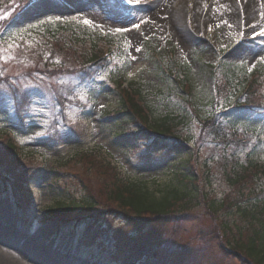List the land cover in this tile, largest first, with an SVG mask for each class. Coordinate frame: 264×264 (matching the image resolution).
Instances as JSON below:
<instances>
[{
	"label": "rangeland",
	"instance_id": "374dc122",
	"mask_svg": "<svg viewBox=\"0 0 264 264\" xmlns=\"http://www.w3.org/2000/svg\"><path fill=\"white\" fill-rule=\"evenodd\" d=\"M19 1L0 0V127L14 129L13 135L21 150L31 158L33 165L28 176L32 177L39 169L34 175L35 181H28L32 183L31 187L27 184L28 188L22 184L27 179L19 176L23 172L19 174L17 171V175H11L7 180L0 177V264H37L31 261V256L42 264H159L158 259L160 264H250L242 255L228 252L223 245L216 228L223 217L210 212L209 200L200 199L198 204L189 206L190 210H182L181 203H185L186 198H178L175 203L179 206L174 208L178 210L177 215L168 222L163 225L150 221L144 223L142 219H134L121 212L112 198H104L103 192H108L106 187L102 189L104 183L110 185L119 175L99 161H105L99 154L87 157L84 163H70L67 172L63 167L56 169L61 160L69 162L76 159L73 156L77 152L97 148L108 160L123 168L122 174L126 172L161 196L171 183L173 166L188 168L194 174L197 173L193 167H197L199 175L203 176L207 169L204 159L214 153L216 157V152L211 145L197 143L196 136L198 138L201 126L194 112L190 113L188 126L180 128L179 134L176 126L180 142L169 153H163L161 149L167 144L159 141L148 148L144 133L123 137L116 134L117 130L121 134H129L138 126L130 115L116 118V121L120 120L119 126L115 120L105 118V113H117L116 107H120L122 98L116 89L103 87L106 80L103 74L92 85L95 94H92L91 111L83 104L89 102L86 93L92 88L84 86L77 91L81 101L67 99L64 104L67 111L62 113V106L54 104L53 98L63 81L74 85L79 74L69 78L62 75L59 80L57 74L46 79L40 72L45 58L30 52L33 49L46 52V45H38L51 41L31 43L27 39L19 44L22 38L19 31L26 23L76 25L91 21L87 25L94 34H120L118 37L127 61L122 70L123 85L140 91L149 112L158 122L164 115L180 114L181 106L185 105L181 97H185L192 99L202 112L206 110L213 115L220 111L219 117L224 122L229 117L232 122L259 126L264 135V115H259L264 113V108L249 111L235 106L237 99H246L245 79L253 77L251 73L254 71L263 72L264 0H247L253 3L247 8L256 16L257 21L254 22L245 18L249 15L246 8H242L237 0H231L243 10H239V18L245 33H238L227 22L215 20L212 15L210 18L213 20L209 24L204 22L201 35L193 38L195 40L190 44L180 42L176 31L168 29L165 17L158 16L155 20V10L161 6L149 9L144 5L147 0H132L142 5L129 10L119 2L124 4L131 0H38L18 23L10 22ZM167 1L163 0L165 4ZM215 1L210 0L209 5L218 9L223 1L228 0H217L214 5ZM159 22L161 26L155 24ZM167 58L172 60L173 73L176 64L186 69L185 76L179 73L181 84L175 83L174 80L178 81L175 75L171 79L169 73H164L162 65ZM219 59L223 60L222 65L228 64L227 68L235 69L227 74L236 77L227 83L226 96L222 98H217L215 89L214 67ZM53 62L55 66H51L52 69L58 60ZM12 80L20 85L19 101L14 100L6 88ZM259 84L255 83L257 90ZM62 89L64 91V87ZM23 92L29 100H23ZM260 94L264 95V85ZM251 101L254 104L259 102L258 94ZM228 108H231V114ZM20 115L23 120L19 119ZM256 151L264 162V145ZM36 163L40 167L35 166ZM90 167L94 169L87 170ZM88 172L90 178L87 177ZM221 178L212 180L209 187V197L214 201L225 197L229 191L225 177L221 175ZM99 179L103 180L101 185L96 182ZM7 185L15 188L17 185L22 189L20 196ZM91 186L99 193V207L89 214L76 212L64 217L72 221L83 219L76 233H69L73 222L62 224L60 218L44 220V208L60 194L78 201L84 198V192L87 193ZM128 212L135 215L132 210ZM213 218L217 220L213 221ZM237 220L240 221V217ZM241 222L244 224L243 219ZM81 236L86 244L94 239L95 246L82 247ZM65 238L68 239L66 245L63 244ZM145 252L148 253L146 256Z\"/></svg>",
	"mask_w": 264,
	"mask_h": 264
},
{
	"label": "trees",
	"instance_id": "16d2710c",
	"mask_svg": "<svg viewBox=\"0 0 264 264\" xmlns=\"http://www.w3.org/2000/svg\"><path fill=\"white\" fill-rule=\"evenodd\" d=\"M30 1L20 0L17 11H20ZM55 28L60 29L55 30V35L50 37L51 42L43 44L46 45V52H40L38 49H33L30 52L31 54H37L43 59L45 58L43 69L40 72L43 75H47V77L57 74H59L58 76L74 77L79 74V76L83 75V77L86 76L88 78L93 68L97 67L104 58L101 45L108 44V42L100 36L86 35L85 29L83 30L80 25H64L63 27ZM53 31L50 30L48 33H53ZM88 38H90L89 41ZM55 59L58 60V63L52 69L51 66H55L53 62ZM257 75L262 82L264 80L262 72H257ZM226 80L229 81L227 78ZM257 81H259L258 78ZM11 82L6 88L9 93L13 94V98L19 101L20 90L18 88L20 86L16 81L12 80ZM119 85L120 82H118L117 88ZM119 93L122 101L116 114L120 116L114 117L115 115L112 116L113 114L105 113L107 114L105 118L115 120L123 115L130 114L131 118L134 116L135 119H138L143 124L144 130L146 129L147 139L151 141V137L162 138L160 143L167 144V147L165 146L166 148L163 147L161 150L169 152L179 140L180 128L188 126V122L191 120L186 103L181 106L180 114L164 115L160 119L161 121L158 122L155 118V122H153L140 109L133 96L121 89H119ZM256 95L257 92L255 90L246 93V99L237 100L235 106L246 110L247 108H252L251 98L254 99ZM224 96H226V89L221 86L219 87L218 97L222 98ZM54 99L58 100L63 106H65L64 102L67 101V97L63 93H57ZM182 99L186 101L184 98ZM186 102L188 103V101ZM208 119L210 120L199 129L200 134L198 138L196 136V141L197 143L213 146L216 157H214V153L210 158L204 159L203 163L207 166V169L203 176L199 175L197 167H193V170L197 173L194 174L188 168L183 169L182 167L173 166V170L171 169L173 178L161 196L153 193L142 182L127 178L124 180L122 176H116L110 185L106 182L104 183L102 189L106 187L108 192H103V196L106 199L112 198L124 214L134 219H142V221H145L144 223L150 221L154 222V224L160 223V225L177 215L178 210L174 209L179 206L175 203L176 199L186 198V202L181 203L182 210H190L189 206L198 204L197 201L200 202V199L206 202L209 200L208 209L210 212L215 216L220 215L223 217L220 218L219 228H216L228 252L241 254L250 264H264V162L256 151L260 147L247 150L248 142L246 138L242 139L236 133H230L226 129L227 126L224 120L218 114L209 116ZM118 121L115 120L119 126ZM226 123L236 125L238 122H232L227 117ZM176 126H178V134H176ZM8 133L10 132L7 129L0 128V168L16 170L19 171V174L23 172L26 175V169L33 165L31 164V158L19 154L21 151L11 140ZM118 134L121 136L119 132ZM168 142H171L172 145L168 144ZM91 151L77 152L74 156L76 159L74 160L72 157L73 160L70 159L69 162L60 159L61 165L56 166V169L57 167H63L66 169L65 172H67V167L70 166V163H84L88 159L87 157H92L93 154H99L105 158L98 150L93 149ZM99 161L107 168L117 174L119 173L109 162L100 159ZM22 166L25 167L23 168ZM92 169L94 168L90 167L87 170L91 171ZM221 175L225 177L229 191L224 195L225 197L214 201L209 197V187L212 186V180L215 178L220 176V179H222ZM87 177L90 178L89 172ZM96 182L101 185L103 180L99 179ZM83 190L85 191L84 188ZM83 196L84 198L74 201L65 194H60L58 198L53 200L52 204H48L44 208L45 219L64 218L68 214L76 212L82 215L89 214L99 207L101 199L93 186L87 190V193L84 192ZM163 200L166 202H161ZM159 202L161 203L159 204ZM128 210L134 211L135 215H131ZM237 217H240V221L237 220ZM242 219L244 224L241 222ZM216 220L217 218H213V221Z\"/></svg>",
	"mask_w": 264,
	"mask_h": 264
},
{
	"label": "bare ground",
	"instance_id": "6f19581e",
	"mask_svg": "<svg viewBox=\"0 0 264 264\" xmlns=\"http://www.w3.org/2000/svg\"><path fill=\"white\" fill-rule=\"evenodd\" d=\"M220 1L221 0H218V2ZM216 2L217 0L213 4L215 5ZM237 2L240 3L242 8H246L245 11L252 16V18L249 15L245 17L248 22L257 21L256 16H253L254 13L252 12L251 14V12H249L251 10L247 8L251 6V4L253 5L252 2H248L247 0H237ZM237 2L235 3V1L233 2L231 0L223 1V3L218 6V9H214V6L212 8L210 7V0H168L166 4L163 0H153L152 2L148 1L146 6L149 9L156 5L161 6L158 11L155 10V12H157L155 20L158 19V16L165 17V23L169 27L168 29L176 31V36L180 42L183 44H190L194 42L195 39L193 38H197L201 35L200 33L202 32L204 22L209 24L213 20L212 17L210 18L212 15H214L213 17L215 20L222 19L225 23L227 22L233 30L242 33L244 29L242 28L241 19L239 18L240 9ZM215 11H217V13L213 14ZM155 12H153V14ZM241 12H243V10ZM167 19L171 22H166ZM155 24L161 26V22ZM250 35H252V33ZM30 259L37 264H42V262L38 261L35 257L31 256Z\"/></svg>",
	"mask_w": 264,
	"mask_h": 264
},
{
	"label": "snow or ice",
	"instance_id": "6c2138e0",
	"mask_svg": "<svg viewBox=\"0 0 264 264\" xmlns=\"http://www.w3.org/2000/svg\"><path fill=\"white\" fill-rule=\"evenodd\" d=\"M84 22H85L86 24H90V23H91V21H87V20H86V21H84Z\"/></svg>",
	"mask_w": 264,
	"mask_h": 264
}]
</instances>
